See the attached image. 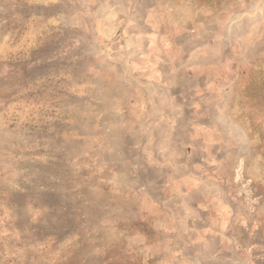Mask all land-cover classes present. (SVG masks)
Returning a JSON list of instances; mask_svg holds the SVG:
<instances>
[{"label": "rangeland", "instance_id": "1", "mask_svg": "<svg viewBox=\"0 0 264 264\" xmlns=\"http://www.w3.org/2000/svg\"><path fill=\"white\" fill-rule=\"evenodd\" d=\"M0 264H264V0H0Z\"/></svg>", "mask_w": 264, "mask_h": 264}]
</instances>
